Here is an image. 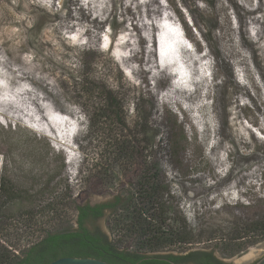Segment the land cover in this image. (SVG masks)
<instances>
[{"label":"rangeland","instance_id":"obj_1","mask_svg":"<svg viewBox=\"0 0 264 264\" xmlns=\"http://www.w3.org/2000/svg\"><path fill=\"white\" fill-rule=\"evenodd\" d=\"M49 1L0 0V244L23 258L47 232L75 228L73 203L125 198L138 193L144 176L155 174L162 190L158 209L140 199L134 203L146 223L178 231L189 244L143 254L201 251L224 264L258 261L264 255V99L251 88L244 96L237 67L222 56L216 0H124L131 21L121 16L118 1L110 13L111 0H80L99 16L90 23L97 46L84 50L76 49L84 37L82 27H72L74 0H51V12ZM224 2L230 30L241 26L244 44L256 51L249 34L264 56V29L246 27L251 18L264 21V0L243 8ZM257 5L262 9L252 13ZM205 7L208 12H200ZM61 17L69 25L54 29ZM167 24L184 38L173 42L164 34ZM140 45L143 62L134 66L143 74L131 82L121 64L140 53ZM5 58L46 81L60 79L64 95L56 104L78 111L83 121L71 147L68 121H74L47 97L23 101L28 88ZM257 65L263 75L254 78L262 84L264 67ZM36 85L50 94L46 85ZM71 157L76 160L69 165ZM119 215L122 225L131 220L127 210H117L87 226L100 228L120 249L136 250L145 238L116 227Z\"/></svg>","mask_w":264,"mask_h":264},{"label":"trees","instance_id":"obj_2","mask_svg":"<svg viewBox=\"0 0 264 264\" xmlns=\"http://www.w3.org/2000/svg\"><path fill=\"white\" fill-rule=\"evenodd\" d=\"M62 1L63 0H61V2ZM116 1L121 4V16L128 15L130 16L128 20H133V14L129 13L130 11H128L127 8L124 9L123 7L124 0H111L110 13L112 12ZM227 1H229V3L233 6L235 5V3H238L240 6H242V8L245 7V5L250 4L251 2V0ZM49 2L51 12L53 10V2L51 0ZM73 5L75 7L72 10V19L76 21V24L72 25V27H82L84 37L83 44L76 49H94L97 46L98 40L96 41V38H98V36L97 33L93 30L95 26L90 25V23H94L95 20L99 19V16L96 17L94 13L86 10L80 0H74ZM229 9L230 6L225 4L224 0H216L215 13L220 19V27L219 32L215 34V40L219 44L222 56L232 65L237 67L236 82L246 90L244 96L249 97L247 89L251 88L255 91V97L258 100H263L264 91H262V89H264V80L262 84L258 83L254 78V74L257 73L263 75L261 69L257 65V62H261L264 67V56L260 55L255 41H253L249 34L248 39L252 44L255 45L256 51L251 50L244 44L241 26L233 27V29L230 30L231 26L229 24ZM261 9L262 6L257 5L250 11L254 13ZM200 12H208V8L205 7V9ZM235 12L236 14H238V11L236 9ZM90 16H92L94 19L91 22L88 20ZM101 21H104V19H101ZM246 23V27L258 26L264 29V21H261L258 18H251V20ZM66 25H69L68 20L61 17L56 21L54 29H62L65 28ZM139 48L140 53L135 54V56L132 55L129 59H126L121 64L125 65L126 69H128L126 77L131 82H134V80L141 77L143 74V68H141V66H134V63L143 62L141 45L139 46ZM100 51H103L101 47ZM205 56L207 58H210L209 54H205ZM4 60L9 61L8 66H10L13 71H16V73L18 74L17 76H19V78L21 79L22 85H25V87L28 88V90L25 89V92H23V95L21 96L23 98V101L35 104L33 100L37 97H39L38 100L40 98L42 100V98L47 97L51 99L50 101L52 103L50 105L53 106L55 110L58 109V113L60 112L61 114L67 115L71 120L74 121L76 125L75 127H73L74 123H70L67 120L70 126V131L67 132L66 142L71 147L72 142L75 143L77 138L81 134L80 128L78 126L82 125L83 121L80 119L78 111L71 108H63L56 104L58 98H61L64 95L63 91L59 89L61 85L60 79L58 77L52 76L49 80L46 81L42 78H39L34 73L28 72L26 67L18 64L15 60H9L7 58H5ZM250 63L255 64L254 68H250ZM214 66L217 67V64H214ZM147 71L149 72V70ZM100 74L104 77L103 72H101ZM37 83L46 85V87L49 89L50 94L42 91L41 88L36 85ZM223 88L224 82L217 85L218 91H221ZM162 96V92L158 94V102L160 103V105H164ZM98 117L99 115H97V118ZM214 127L215 132L213 134L215 135L216 132L219 134V129H216V126ZM210 133L211 129L208 135H211ZM207 138L208 137H206L205 141L210 139ZM204 143L205 142H201V144L203 145ZM75 160L76 158L71 157L68 164L72 165ZM156 176L157 175L155 174L144 176L142 178V181H140L138 185V193L134 191V194L129 193L125 198L117 196L111 202L102 203L95 206H83L73 203V211L76 215L75 228L70 226L58 231L47 232L37 243L32 245L29 251L24 254L23 258H19L18 255L11 251V249H8L7 247L0 244V264H49L50 262L60 257L94 258L107 262L109 264H169L164 260H160V258H163V255L150 256L143 254V251L160 249L174 242H178L179 244H189L188 239H186V237L178 235V231L165 233L160 229L153 228L150 223H146L145 220L142 219V210L140 208H137L134 203V198L140 199L150 203L152 206L154 205L157 208L156 201L162 190L156 183ZM0 188L4 190V187H2L1 185ZM104 210H107V212H109L110 214H114L117 210H119V212L120 210H127V214H130L128 217H130L131 219L129 223L126 225H122L123 220L121 215H119V219L117 218L114 225L116 227L120 226V230H123L124 233L126 232L127 234H139L138 236L145 238L141 245L139 244L136 250L131 251L128 249H120L112 243L108 235H94L88 232L86 228H84L83 224L85 219H97L103 216ZM159 210H157V212L161 213V211ZM159 221L162 222L163 220L159 217ZM183 225L185 227V224ZM147 233L152 234L147 238ZM165 257L170 258L176 263L190 261L194 264H223L222 262L215 260L214 256L211 253L201 251H191L183 256L169 255Z\"/></svg>","mask_w":264,"mask_h":264},{"label":"water","instance_id":"obj_3","mask_svg":"<svg viewBox=\"0 0 264 264\" xmlns=\"http://www.w3.org/2000/svg\"><path fill=\"white\" fill-rule=\"evenodd\" d=\"M146 259H150V258H146ZM160 260H164V259H160ZM49 264H109V263L94 258L60 257L50 262ZM254 264H264V255Z\"/></svg>","mask_w":264,"mask_h":264},{"label":"flooded vegetation","instance_id":"obj_4","mask_svg":"<svg viewBox=\"0 0 264 264\" xmlns=\"http://www.w3.org/2000/svg\"><path fill=\"white\" fill-rule=\"evenodd\" d=\"M106 213H107V210H104V211H103V216H101V217H99V218H97V219H92V218H87V219H85L84 224H83L84 228H86V229L88 230V232H90L91 234H94V235H97V234H103V235H106V236H107V234H106L105 232H103L100 228H98V227H93V228H91V227H88V226H87V223H89V222H95V221H98V220L102 219V218L106 215ZM169 255H172V256H181V255L167 254V255H163V258H160V259H164V261H166V262H168V263L171 262V263H173V264H194L193 262H190V261L182 262V263H176V262H174L173 260H171L170 258L165 257V256H169ZM182 256H183V255H182ZM214 258H215V257H214ZM215 260L219 261V260L216 259V258H215ZM219 262H221V261H219ZM171 263H169V264H171ZM223 264H224V263H223Z\"/></svg>","mask_w":264,"mask_h":264},{"label":"clouds","instance_id":"obj_5","mask_svg":"<svg viewBox=\"0 0 264 264\" xmlns=\"http://www.w3.org/2000/svg\"><path fill=\"white\" fill-rule=\"evenodd\" d=\"M170 42H172V41H170Z\"/></svg>","mask_w":264,"mask_h":264},{"label":"bare ground","instance_id":"obj_6","mask_svg":"<svg viewBox=\"0 0 264 264\" xmlns=\"http://www.w3.org/2000/svg\"><path fill=\"white\" fill-rule=\"evenodd\" d=\"M249 256V255H248Z\"/></svg>","mask_w":264,"mask_h":264}]
</instances>
